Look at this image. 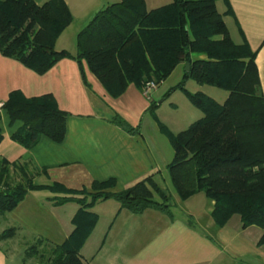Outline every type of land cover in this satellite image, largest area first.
Returning <instances> with one entry per match:
<instances>
[{"label":"trees","instance_id":"16d2710c","mask_svg":"<svg viewBox=\"0 0 264 264\" xmlns=\"http://www.w3.org/2000/svg\"><path fill=\"white\" fill-rule=\"evenodd\" d=\"M216 1L171 0L147 10L144 0H117L97 11L77 33L76 53L71 54L55 49L56 40L72 20L64 0L42 4L0 0V54L37 74H44L62 58H72L89 87L85 63L113 98L131 83L141 92L149 82L158 87L178 64L189 63L182 79L164 97L181 89L202 116L176 134L157 121L173 150L166 166L169 181L181 200L203 192L213 202L211 217L218 227L234 214L242 228L261 227L258 244H264V98L256 51L244 36L242 43L231 39ZM194 54L203 58L192 59ZM188 79L224 90L227 96L219 103L201 91L191 92L184 87ZM156 107L157 102L150 99L148 110ZM1 108L10 124L21 123L10 138L26 149L41 136L56 143L64 139L67 112L58 107L52 94L26 97L13 90ZM118 118L116 123L128 132L137 131ZM35 174L28 161L9 162L0 157V215L12 210L28 190L39 189L70 194L58 203L71 200L79 208L71 219L73 229L62 243L37 240L28 244L23 261L33 258L36 264H85L80 249L98 219L90 208L100 200L114 199L119 209L134 214L151 208L171 216L172 197L153 175L112 191L113 178L94 180L89 188L75 190L57 182L36 184ZM14 232L8 228L0 239L10 238Z\"/></svg>","mask_w":264,"mask_h":264},{"label":"crops","instance_id":"0c3cea01","mask_svg":"<svg viewBox=\"0 0 264 264\" xmlns=\"http://www.w3.org/2000/svg\"><path fill=\"white\" fill-rule=\"evenodd\" d=\"M46 1L34 0L37 4ZM116 1L64 0L73 18L86 17V24L97 11ZM170 1L144 0L147 10ZM215 5L231 39L242 43L244 36L250 48L256 51L255 64L264 98V0H218ZM61 48L76 53L75 49ZM200 58L203 55H192V59ZM185 64H178L151 91L150 98L132 83L123 94L113 98L85 63L83 68L89 87L84 84L79 65L72 58H62L44 74H37L19 61L0 54V105L13 90L21 91L26 97L49 93L58 107L67 112L66 133L61 142L41 136L33 147L26 149L10 138L21 123L10 124L0 107V157L9 162L28 161L36 172L33 179L36 184L57 182L75 190L89 188L94 180L110 178L115 180L112 191L130 187L149 175L162 180L173 150L157 121H160L163 102L172 95L164 97L167 92L164 88L168 90L179 83L186 71ZM170 77L175 83L163 86ZM197 85L193 92H204V85ZM160 95L157 107L148 110L149 100L155 101V96ZM192 114L196 116L197 112ZM115 117L137 131L128 132L116 123ZM169 192L174 202L171 216L151 208L134 214L119 209L114 199L97 201L96 207L108 203L110 213L102 234L94 236L96 224L80 249L84 263L264 264V244H258L263 233L261 227L242 228L237 214L218 227L211 217L213 202L203 192L185 200L174 190ZM70 196L48 189L28 190L12 210L0 215V234L11 227L15 230L12 237L0 239V264H36L33 258L23 261L28 244L37 240L43 244L62 243L73 229L71 219L79 204L71 200L58 203V199Z\"/></svg>","mask_w":264,"mask_h":264},{"label":"rangeland","instance_id":"374dc122","mask_svg":"<svg viewBox=\"0 0 264 264\" xmlns=\"http://www.w3.org/2000/svg\"><path fill=\"white\" fill-rule=\"evenodd\" d=\"M68 7V6H67ZM69 11L70 8L68 7ZM72 20L70 24L63 30V32L60 34L56 41L55 49H62L61 47H65L66 49L72 51L76 50V36L78 31H80L83 27V25L86 24V17L85 18H73L72 13L70 12ZM93 17V16H92ZM91 17V18H92ZM91 20V19H90ZM80 29V30H78ZM232 35H235L234 32H232ZM72 54V53H71ZM175 81L172 77H170L165 85H173ZM198 83H196L193 79L187 80L185 82L184 87L185 89L193 92L195 89V86ZM168 88V87H167ZM167 88H164V91H167ZM206 95L214 98L217 102L222 103L223 98L227 95V92L224 90H221L216 87L212 86H205L204 85V92ZM171 97L167 99L165 102H163V105L160 109V122L164 124L172 133H178L179 131H182L188 127V124L190 121H194L202 116V112L199 111L197 108H195L189 100L186 98L184 92L181 89H176L171 93ZM158 97V98H157ZM162 96H155V101L159 102ZM1 107V105H0ZM197 112L196 116H193L192 112ZM120 118V117H119ZM118 118V119H119ZM188 123V124H187ZM157 183L164 189L169 191H173V187L168 179L167 173L164 174V178L157 180ZM170 193V192H169ZM114 202V201H113ZM174 204V202L172 201ZM108 204V203H107ZM107 204H98V206H93V210H90L95 212L97 215H100V218L97 219V227L96 232L94 236H97L102 234V231H104V225L106 223V219L108 218V215L110 213V210L107 208ZM115 204V203H114ZM174 208V207H173ZM175 211V208H174ZM99 220V221H98ZM99 222V223H98ZM12 228V227H11Z\"/></svg>","mask_w":264,"mask_h":264},{"label":"built area","instance_id":"2783aa9c","mask_svg":"<svg viewBox=\"0 0 264 264\" xmlns=\"http://www.w3.org/2000/svg\"><path fill=\"white\" fill-rule=\"evenodd\" d=\"M156 88V85L153 82H149L143 89V94L145 96H149L151 91L154 90Z\"/></svg>","mask_w":264,"mask_h":264},{"label":"water","instance_id":"95a60500","mask_svg":"<svg viewBox=\"0 0 264 264\" xmlns=\"http://www.w3.org/2000/svg\"><path fill=\"white\" fill-rule=\"evenodd\" d=\"M189 69V63H186L185 64V70H188Z\"/></svg>","mask_w":264,"mask_h":264}]
</instances>
